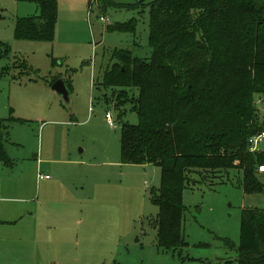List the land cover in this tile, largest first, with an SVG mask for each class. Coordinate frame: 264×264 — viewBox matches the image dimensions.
I'll use <instances>...</instances> for the list:
<instances>
[{
  "label": "rangeland",
  "instance_id": "rangeland-1",
  "mask_svg": "<svg viewBox=\"0 0 264 264\" xmlns=\"http://www.w3.org/2000/svg\"><path fill=\"white\" fill-rule=\"evenodd\" d=\"M55 1V34L48 42L13 36L18 18L38 15L34 2L0 0V118L21 120L9 122V139L3 145L8 156L17 167L29 166L41 138L45 149L52 131L61 133L60 141H71L72 156L88 164L81 178L87 177L93 193L90 214L95 229L84 242L91 245L86 248L91 253L88 264H236L241 211L264 208V194H245L242 175L236 170H230L228 178H202L203 183L182 194L187 245L180 252H166L156 243L158 207L151 200L160 186V168L120 161L121 126L137 124L138 117L130 103L117 106L111 95L118 88L103 87L102 76L112 62L114 48L130 49L138 57L150 56L148 3L154 0ZM130 4L134 8L126 7ZM237 17L244 20L249 14L238 13ZM133 19V31L106 30L109 25ZM236 43L224 36L218 42L220 96L262 73L255 65L264 62V55L258 53L255 43L245 40L242 49ZM53 58L57 59L55 66L51 65ZM56 76L70 79L67 102L51 89L49 82ZM255 100L263 119L264 97L256 95ZM228 102L229 98L221 99L222 105ZM257 148L264 151V139ZM255 174L264 183V173L255 170ZM83 211L80 218L84 224L89 211ZM226 241L233 246H227ZM84 260L83 256L80 262Z\"/></svg>",
  "mask_w": 264,
  "mask_h": 264
},
{
  "label": "trees",
  "instance_id": "trees-1",
  "mask_svg": "<svg viewBox=\"0 0 264 264\" xmlns=\"http://www.w3.org/2000/svg\"><path fill=\"white\" fill-rule=\"evenodd\" d=\"M28 1L37 5L39 13L18 18L14 38L52 42L56 1ZM238 13H248L249 18L240 19ZM148 18L150 56L112 49L101 85L118 88L111 95L117 106L130 103L137 114V124L121 126L120 161L160 168V186L151 199L158 207L156 243L174 253L187 245L182 229L186 188L203 183L202 178H228L229 171L236 170L245 194H264V183L255 174L264 163V151H250V140L264 133V118L255 100L256 95L264 97V62L255 65L262 73L245 86L223 96L217 91L218 42L223 36L236 40L240 49L251 40L264 55V0H154L148 3ZM134 24V19L112 24L107 31H133ZM58 78L62 77H54L50 85ZM63 80L70 91V79ZM222 98H229L227 105L221 104ZM13 121L20 120L0 119L4 162L2 145ZM226 245L233 246L229 241ZM236 253V264H264V208L242 209Z\"/></svg>",
  "mask_w": 264,
  "mask_h": 264
},
{
  "label": "crops",
  "instance_id": "crops-1",
  "mask_svg": "<svg viewBox=\"0 0 264 264\" xmlns=\"http://www.w3.org/2000/svg\"><path fill=\"white\" fill-rule=\"evenodd\" d=\"M60 137L52 131L45 149L41 138L29 166L17 167L2 145L7 161L0 158V264H88L91 245L84 242L95 229L91 182L81 178L88 164L72 156L73 144ZM83 210L89 211L84 224Z\"/></svg>",
  "mask_w": 264,
  "mask_h": 264
},
{
  "label": "built area",
  "instance_id": "built-area-1",
  "mask_svg": "<svg viewBox=\"0 0 264 264\" xmlns=\"http://www.w3.org/2000/svg\"><path fill=\"white\" fill-rule=\"evenodd\" d=\"M88 16H89V13H88ZM99 19H100V21H106V19L103 18V17H100ZM88 20H89V17H88ZM106 118L108 119L109 124L112 126L113 123H112V121L110 120V115H109V113H106ZM262 139H264V133H262V134H260V135H258V136H256V137H254V138H252V139L250 140V142H251L250 151H251V152H254V151L257 150V144H258ZM257 170H258L259 173H264V163L261 164V165H259ZM39 178H44V176H43V175H39Z\"/></svg>",
  "mask_w": 264,
  "mask_h": 264
},
{
  "label": "water",
  "instance_id": "water-1",
  "mask_svg": "<svg viewBox=\"0 0 264 264\" xmlns=\"http://www.w3.org/2000/svg\"><path fill=\"white\" fill-rule=\"evenodd\" d=\"M51 89L58 94L59 96H61V98L64 101H69V90L64 82V80L62 78H58L56 79L52 85H51Z\"/></svg>",
  "mask_w": 264,
  "mask_h": 264
}]
</instances>
